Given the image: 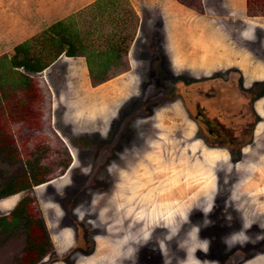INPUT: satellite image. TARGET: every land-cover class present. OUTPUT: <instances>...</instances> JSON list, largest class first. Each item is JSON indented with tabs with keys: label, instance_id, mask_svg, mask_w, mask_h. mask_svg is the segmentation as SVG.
I'll list each match as a JSON object with an SVG mask.
<instances>
[{
	"label": "rangeland",
	"instance_id": "obj_1",
	"mask_svg": "<svg viewBox=\"0 0 264 264\" xmlns=\"http://www.w3.org/2000/svg\"><path fill=\"white\" fill-rule=\"evenodd\" d=\"M93 1L0 0V55ZM128 1L135 28L121 6L115 24L94 13L97 49L130 31L107 79L92 81L84 56L61 55L31 90L0 103V191H14L0 196V218L18 215L0 226V264H264V83L237 162L201 141L175 95L205 81L220 87L215 77L230 70L245 91L264 81V6ZM138 123L149 126L139 150L110 160L107 143Z\"/></svg>",
	"mask_w": 264,
	"mask_h": 264
},
{
	"label": "trees",
	"instance_id": "obj_2",
	"mask_svg": "<svg viewBox=\"0 0 264 264\" xmlns=\"http://www.w3.org/2000/svg\"><path fill=\"white\" fill-rule=\"evenodd\" d=\"M257 3L264 6V0H246L247 11L252 6L258 7ZM120 6L124 9L122 20L125 25L135 28L138 15L128 0H94L67 17L54 20L39 32L14 44L10 52L0 55V103L14 92L31 90L34 86L32 76L41 73L61 55L84 56L92 81L107 79L111 71L119 66L121 56L129 47L130 31L125 27L118 38L113 34L106 36V48L97 49L92 44L94 33L99 32L95 18L97 14L101 19L105 17V23L115 24ZM260 10L264 11L263 8ZM110 16L112 18L108 20ZM258 83L262 86L264 81ZM13 192L10 184L0 191V196ZM17 216L13 212L9 221L0 218V226L6 227L17 220Z\"/></svg>",
	"mask_w": 264,
	"mask_h": 264
},
{
	"label": "flooded vegetation",
	"instance_id": "obj_3",
	"mask_svg": "<svg viewBox=\"0 0 264 264\" xmlns=\"http://www.w3.org/2000/svg\"><path fill=\"white\" fill-rule=\"evenodd\" d=\"M240 76L241 74L238 71L230 70L223 77H215L219 78L217 85L220 87H215L213 83L211 84L214 87H210L209 83L205 81L201 84L197 83L195 85L186 86L181 94L180 92L175 94L176 98L178 97L182 101L188 117L195 123L201 141L206 145L217 144L218 147L223 148L235 162L240 158V154H243L244 147L251 143L255 127L258 123L253 104L256 93H254L253 90L256 91L258 89L260 91L262 88L260 83L255 82L251 84L252 87L249 90H243L240 84ZM169 96L171 97L172 95ZM241 98H243V101ZM214 101H223L224 106L221 112L210 117L207 114V110L209 102ZM139 110L140 109H137L136 112ZM135 128L136 129H132L128 124L126 129L127 136L121 137L119 144L116 145L113 141L107 143L108 148L110 150L113 149L109 157L110 160H115V158L117 160V155L120 156L122 154H118L117 150L120 148L122 150L121 152L124 151L123 153H128L129 151L127 149H130V147H136L139 150L140 143L144 142V138L141 139L138 133L142 129L149 128V126L138 123ZM210 138L214 141L210 140ZM126 142L128 143L127 146H125ZM139 154H141L140 151H137L136 156ZM133 158L134 156L131 155L130 159ZM135 161L136 159L134 158L133 163ZM119 166H123V164ZM110 171L111 173L114 172V170ZM111 173H109V169L104 173L106 177L105 182L110 180L109 176ZM110 182L113 183L111 180ZM244 212L245 208H242V213Z\"/></svg>",
	"mask_w": 264,
	"mask_h": 264
}]
</instances>
